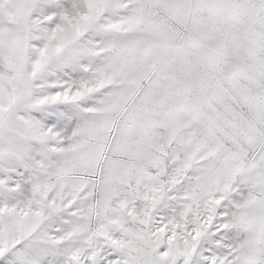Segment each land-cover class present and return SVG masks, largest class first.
<instances>
[{"label": "snow or ice", "instance_id": "6c2138e0", "mask_svg": "<svg viewBox=\"0 0 264 264\" xmlns=\"http://www.w3.org/2000/svg\"><path fill=\"white\" fill-rule=\"evenodd\" d=\"M0 264H264V0H0Z\"/></svg>", "mask_w": 264, "mask_h": 264}]
</instances>
